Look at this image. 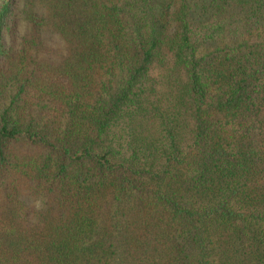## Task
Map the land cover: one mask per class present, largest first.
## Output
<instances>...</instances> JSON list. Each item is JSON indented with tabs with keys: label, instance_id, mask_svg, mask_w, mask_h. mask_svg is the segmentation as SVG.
Wrapping results in <instances>:
<instances>
[{
	"label": "trees",
	"instance_id": "obj_1",
	"mask_svg": "<svg viewBox=\"0 0 264 264\" xmlns=\"http://www.w3.org/2000/svg\"><path fill=\"white\" fill-rule=\"evenodd\" d=\"M0 264H264V0H0Z\"/></svg>",
	"mask_w": 264,
	"mask_h": 264
},
{
	"label": "rangeland",
	"instance_id": "obj_2",
	"mask_svg": "<svg viewBox=\"0 0 264 264\" xmlns=\"http://www.w3.org/2000/svg\"><path fill=\"white\" fill-rule=\"evenodd\" d=\"M19 36H20V35L18 34V35L16 36V39L19 38Z\"/></svg>",
	"mask_w": 264,
	"mask_h": 264
}]
</instances>
